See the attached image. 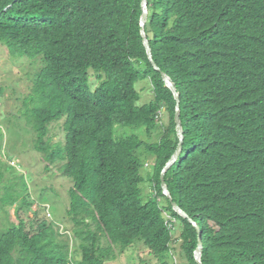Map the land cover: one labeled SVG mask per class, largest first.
<instances>
[{
  "label": "trees",
  "instance_id": "obj_1",
  "mask_svg": "<svg viewBox=\"0 0 264 264\" xmlns=\"http://www.w3.org/2000/svg\"><path fill=\"white\" fill-rule=\"evenodd\" d=\"M148 1L161 72L141 35L142 0H0V44L43 61L30 99L35 132L47 168L61 164L73 182L74 224L71 248L55 222L28 231L20 219L0 238V264H109L139 244L171 264L163 258L176 222L186 260L197 264L199 233L162 189L179 145L177 101L162 73L181 95L185 133L166 181L204 233L203 263L264 264V0ZM144 80L154 101L140 107ZM163 108L168 124L157 121ZM61 121L65 139L52 144L50 127ZM119 127L134 132L119 136ZM151 159L154 196L145 201Z\"/></svg>",
  "mask_w": 264,
  "mask_h": 264
},
{
  "label": "rangeland",
  "instance_id": "obj_2",
  "mask_svg": "<svg viewBox=\"0 0 264 264\" xmlns=\"http://www.w3.org/2000/svg\"><path fill=\"white\" fill-rule=\"evenodd\" d=\"M43 66L41 58L31 60L15 57L0 44V238L13 224L18 225L20 219L27 223L28 231L33 226L38 228L44 221L55 222L61 228L63 237L70 239L73 248L74 224L68 216L73 182L63 177L61 164L56 163L47 168L48 162L45 153L40 150L41 143L35 132L34 113L38 107L30 99ZM136 90L140 93L138 106L154 101V89L149 80L138 82ZM162 113L161 123L168 124L169 117L165 108ZM63 123L61 121L51 125L50 143L64 141L66 134ZM127 132L132 134L134 131L129 128L117 129L119 136ZM137 133L147 138L145 132ZM151 165L148 162L142 170L146 179L142 185L145 201L151 194L154 196V185L147 180ZM163 202L167 204L166 200ZM168 216L166 213L165 217ZM181 234L182 225L176 222L173 234L176 242L172 244L171 252L163 258L164 261L189 264L182 249ZM116 255V260L109 264H159V260L143 244L122 255L118 250Z\"/></svg>",
  "mask_w": 264,
  "mask_h": 264
},
{
  "label": "water",
  "instance_id": "obj_3",
  "mask_svg": "<svg viewBox=\"0 0 264 264\" xmlns=\"http://www.w3.org/2000/svg\"><path fill=\"white\" fill-rule=\"evenodd\" d=\"M142 8H143V16L141 19V28H142L141 35L143 38V42H144V45H145L146 50H147L148 58L152 64L153 68L157 72H161L159 66L155 62L153 50H152L151 44H150L148 37H147V34H146V26H147L148 21H149V13H150L148 0H142ZM162 77H163V81L166 84V87L172 91V93L174 94L175 99L177 101L176 112H175V122H176L177 135L179 138L178 148H177L176 152L174 153L173 157L171 158V160L165 166V168L161 174L163 194L172 204L173 210L178 215H180L182 218L188 220L196 228L197 232L199 233V245H198V248L195 252V261L197 264H204L202 261L203 254L205 251L204 233H203L201 227L199 226V224L182 207H180L178 203H176L174 201V199L170 193L167 181H166V174L179 161V159L183 153L184 143H185V133H184V128H183L182 119H181V95H180L176 85L173 83V81L171 80V78L167 74L162 73Z\"/></svg>",
  "mask_w": 264,
  "mask_h": 264
},
{
  "label": "built area",
  "instance_id": "obj_4",
  "mask_svg": "<svg viewBox=\"0 0 264 264\" xmlns=\"http://www.w3.org/2000/svg\"><path fill=\"white\" fill-rule=\"evenodd\" d=\"M162 115H163V113H162V111H160V113H159V115H158V117H157V121H159V122H161V118H162ZM169 219H170V217H168ZM168 219V220H169Z\"/></svg>",
  "mask_w": 264,
  "mask_h": 264
},
{
  "label": "crops",
  "instance_id": "obj_5",
  "mask_svg": "<svg viewBox=\"0 0 264 264\" xmlns=\"http://www.w3.org/2000/svg\"><path fill=\"white\" fill-rule=\"evenodd\" d=\"M155 140H157V139H155ZM148 162H150V163H152V164H153V163H154V160H153V159H151V160H150V161H148Z\"/></svg>",
  "mask_w": 264,
  "mask_h": 264
}]
</instances>
